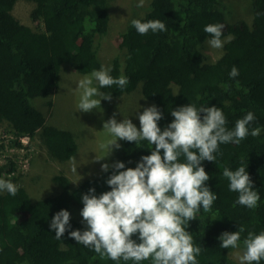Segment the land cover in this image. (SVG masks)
<instances>
[{"label":"trees","instance_id":"16d2710c","mask_svg":"<svg viewBox=\"0 0 264 264\" xmlns=\"http://www.w3.org/2000/svg\"><path fill=\"white\" fill-rule=\"evenodd\" d=\"M17 1L0 0V129L31 139L38 136L48 157L65 163L78 152L73 134L46 125L31 100L42 97L41 102L51 110L63 64L82 75L100 69L98 38L109 29L111 0H23L34 5L31 20L40 21L43 31L21 24L12 15ZM148 8L143 16L129 21L118 47L122 58L115 56L109 63L111 75L126 76L129 83L124 88L113 85L100 91L111 94V101H120L140 85L138 91L147 104L156 105L163 113L159 121L162 130L173 119L170 111L188 103L221 108L229 129L247 112L254 113L256 120L249 125V132L259 127L258 136L249 134L239 144H221L214 162H202L210 177L206 184L217 200L211 212L201 209L186 229L202 247L198 264H237L229 258L235 249L221 248L218 237L240 226L245 228L242 240L248 231H264V0H250L249 23H227L221 0H150ZM133 19H160L167 30L140 35L131 25ZM210 23L224 25L222 39L233 37L218 49L215 60H210L205 46L210 36L204 27ZM233 66L239 75L230 78ZM107 102L101 100L102 106ZM120 145L111 156L124 162L126 168L135 167L140 157L154 148L146 140L136 144L122 141ZM241 163L247 166L260 195L255 209L235 204L238 194L229 190L223 176L225 167L235 170ZM111 171L76 186L63 174L55 175L51 181L61 191L33 201L20 186L23 177L16 165L7 160L0 178L18 185L19 190L15 196L0 193V264H116L77 244L67 232L56 239L49 229L51 217L61 209L69 211L74 206L81 210V195L89 188H95L97 195L110 190L105 181ZM2 172L14 175L9 179ZM75 221L70 219L69 231L86 228Z\"/></svg>","mask_w":264,"mask_h":264},{"label":"clouds","instance_id":"9594fccd","mask_svg":"<svg viewBox=\"0 0 264 264\" xmlns=\"http://www.w3.org/2000/svg\"><path fill=\"white\" fill-rule=\"evenodd\" d=\"M144 2L138 0L137 7H142ZM131 25L140 35L167 30L160 19H133ZM223 28L220 23L204 27V32L210 36L205 43L206 49L207 45L222 49L226 41H231L232 36L222 39ZM111 71V67L101 65L99 70H93L79 80V111L90 113L101 109V100L111 101L112 96L100 89L113 85L124 88L129 83L128 77L114 78ZM238 75V68L233 66L229 77ZM136 91L138 89L130 94ZM170 115L173 119L163 130L159 126L163 113L152 104L137 113V125L133 123V115L131 119L127 117L118 122L113 114L103 123V130L111 139L101 145L104 155L95 158L96 162L120 149L118 141L121 140L133 144L146 140L154 148L149 155L141 156L135 167L126 168L121 161L101 163L102 172L112 170L105 181L110 190L97 195L95 188H89L81 195L83 207L79 214L86 225L83 231H69V211L56 212L49 224L56 239H61L67 232L77 244L116 264L121 261L125 264L129 261L132 264L144 261L150 264H198L202 247L194 242L192 233L186 229L190 221L197 219L201 209L204 213L211 212L217 200V195L206 184L210 177L202 162H214L221 144H239L249 134L258 136L261 129L256 127L249 132V125L256 120L251 111L237 119L234 128L229 129L224 112L215 105L197 107L188 103L171 110ZM29 146L32 148L31 144ZM75 161L73 157L72 171L76 173ZM246 167L243 163L235 170L225 167L223 176L229 182V190L238 194L235 204L255 209L260 195L253 187ZM18 190V185L0 178V193L15 196ZM244 232L243 226L234 232H223L218 237L219 246L223 249L242 246L240 264H260L264 261V231L258 234L248 231L242 240Z\"/></svg>","mask_w":264,"mask_h":264},{"label":"rangeland","instance_id":"374dc122","mask_svg":"<svg viewBox=\"0 0 264 264\" xmlns=\"http://www.w3.org/2000/svg\"><path fill=\"white\" fill-rule=\"evenodd\" d=\"M221 2L224 4L227 23L240 21L249 23L251 20V10L249 11L248 9L250 0H221ZM137 3L138 0L110 1L109 29L105 36L98 38V52L102 65L110 67L111 59L115 56L122 58L121 51L118 49L121 42V33L133 17L143 16L146 10L149 9L150 0H145L142 7H137ZM33 9L34 5L32 3L18 0L12 10V15L21 24L43 31V25L40 21L33 22L31 20ZM206 51L210 54V60L217 59L220 53L218 49H213L209 45H207ZM104 60H107V64H104ZM64 67L70 71H67ZM59 76L58 88L54 90L52 95L51 110L41 102L42 97L32 99L31 104L45 117L47 125L55 126L73 134L78 145V152L74 157L77 169L76 173L72 171V160L58 163L49 158L45 153V147L42 145L40 138L35 136L31 139L33 149L31 150L32 156L29 170L27 174L25 173L26 175H22L23 178L20 184V186H24L27 189L33 201L61 191L51 181V178L55 175L63 174L72 182L73 186H76L82 181L100 174L102 172L101 163H114V158L111 155L99 162L95 160V158H100L104 155L101 145L111 139L102 127L103 123L108 120L106 117L115 114L117 120H122L127 117L131 119V115H133V123L137 125L139 122L137 113L142 112L144 107L151 105L147 104L141 96V91H136L134 94L121 98L120 101H108L104 106L101 104L102 111L98 108L90 113H84L79 111L77 107L81 94L78 82L86 75L79 74L70 66L63 64L60 67ZM137 87L136 89L141 90L140 85ZM122 141H118V143L120 144ZM69 213L71 218L82 223L79 209L71 206ZM241 255L242 249L237 248L230 253L229 258L234 263L240 264L239 258Z\"/></svg>","mask_w":264,"mask_h":264},{"label":"built area","instance_id":"2783aa9c","mask_svg":"<svg viewBox=\"0 0 264 264\" xmlns=\"http://www.w3.org/2000/svg\"><path fill=\"white\" fill-rule=\"evenodd\" d=\"M30 144L31 138L28 135L16 136L13 133H6L0 130V170L8 160L16 165L17 171L21 175H26L32 156ZM1 174L10 179L14 172H2Z\"/></svg>","mask_w":264,"mask_h":264}]
</instances>
